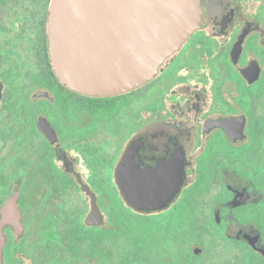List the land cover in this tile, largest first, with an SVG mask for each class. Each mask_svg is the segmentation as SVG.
<instances>
[{
	"label": "flooded vegetation",
	"instance_id": "1",
	"mask_svg": "<svg viewBox=\"0 0 264 264\" xmlns=\"http://www.w3.org/2000/svg\"><path fill=\"white\" fill-rule=\"evenodd\" d=\"M51 0H0V264H264V0H199L147 84L73 91Z\"/></svg>",
	"mask_w": 264,
	"mask_h": 264
},
{
	"label": "water",
	"instance_id": "2",
	"mask_svg": "<svg viewBox=\"0 0 264 264\" xmlns=\"http://www.w3.org/2000/svg\"><path fill=\"white\" fill-rule=\"evenodd\" d=\"M200 20L199 0H51V65L73 91L126 93L153 80Z\"/></svg>",
	"mask_w": 264,
	"mask_h": 264
}]
</instances>
